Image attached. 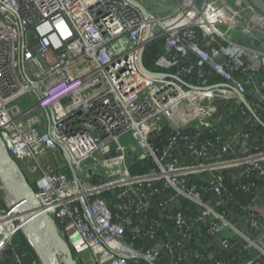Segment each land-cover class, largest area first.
<instances>
[{"label": "built area", "instance_id": "1", "mask_svg": "<svg viewBox=\"0 0 264 264\" xmlns=\"http://www.w3.org/2000/svg\"><path fill=\"white\" fill-rule=\"evenodd\" d=\"M134 1L0 0V140L76 264H264V0Z\"/></svg>", "mask_w": 264, "mask_h": 264}, {"label": "water", "instance_id": "2", "mask_svg": "<svg viewBox=\"0 0 264 264\" xmlns=\"http://www.w3.org/2000/svg\"><path fill=\"white\" fill-rule=\"evenodd\" d=\"M129 1L139 8L144 16L147 15L145 8L139 2ZM61 153L72 179L77 181L78 176L70 155L64 148H61ZM0 189L7 208L19 205L20 211L27 220L22 230L26 232L30 246L41 264H57V254L61 255L63 264H76L71 250L59 235L52 217L43 210L19 163L12 158L1 140Z\"/></svg>", "mask_w": 264, "mask_h": 264}, {"label": "rangeland", "instance_id": "3", "mask_svg": "<svg viewBox=\"0 0 264 264\" xmlns=\"http://www.w3.org/2000/svg\"><path fill=\"white\" fill-rule=\"evenodd\" d=\"M160 42H161L160 40L152 42V43L147 45V48L158 49L159 45L157 43H160ZM21 102H22L21 103L22 107H26V106H28L31 103L30 101H27V100H23ZM119 142L121 143V145L126 146V147H128L129 144L134 143V141H133V139H132L130 134H126L125 136L120 138ZM54 158H56L60 162H64L65 163V160H64L59 148H54L52 150H47L45 153L43 152L42 155L39 157V162L41 163V165L44 166L45 164H47L46 162H53ZM64 163H63V165H64ZM34 166L35 165H34L33 162H25V164L22 165V167H23L22 169L24 170V174H25V176L27 178V181L29 182L30 186L33 189H35V183L40 177L39 170L33 169ZM29 167H31L30 170L32 171V173L29 172V170H28ZM108 178L111 179L112 177L109 176ZM102 195H105V194H102ZM0 201L3 202V193H2V191H0ZM18 232L21 233V234H19V237L23 236V238H24V244L22 246V250H24V252L21 251V249H20L21 248V244H20V247H19V244L17 246V247H19V251L22 253L24 259L30 260L32 262L36 261L37 263H35V264H41L39 259H38V257L34 253L32 247L30 246V243L28 241V237H27L26 232H24L23 230H20ZM15 240H16L15 242H17V240H18L17 236H16ZM27 252L28 253L30 252V253L27 254ZM56 262H57V264H63L62 261H61V255H59V254L56 255ZM87 264H89V263H87Z\"/></svg>", "mask_w": 264, "mask_h": 264}, {"label": "trees", "instance_id": "4", "mask_svg": "<svg viewBox=\"0 0 264 264\" xmlns=\"http://www.w3.org/2000/svg\"><path fill=\"white\" fill-rule=\"evenodd\" d=\"M157 44L159 45V48L158 49H150V48H147V47L145 48V52L143 54V62H144L145 65L148 66L149 65V62L151 60V56L154 58L156 56L157 52L160 51L161 42L160 43H157ZM51 163L53 165H55V166H60V165L63 166V163L64 162H60L56 158H54L53 162H51ZM21 168H23V167L21 166ZM146 169H147L146 164L143 163V162H140V161H136L134 164H132L130 166V172L132 174H141L142 172L146 171ZM29 172L32 173L31 170H29ZM248 197L249 196L246 195L245 201H249L250 200V197L249 198ZM3 206H4L3 202L0 201V207H3ZM19 234H21V233L18 232L17 235H16L17 238H18L16 244H17V246L19 244V247H20V244H21V248L20 249H21V251L24 252V250H22V246L24 244V238H23V236L22 237H19ZM14 241H16V240H14ZM19 247H18V250H19ZM29 253L27 252V254H29ZM28 261L29 260H26L27 263H28Z\"/></svg>", "mask_w": 264, "mask_h": 264}, {"label": "clouds", "instance_id": "5", "mask_svg": "<svg viewBox=\"0 0 264 264\" xmlns=\"http://www.w3.org/2000/svg\"><path fill=\"white\" fill-rule=\"evenodd\" d=\"M146 47H147V45H146ZM145 47V48H146ZM162 47H163V43H162V41H161V47H160V51H158L157 53H159V52H161L162 51ZM144 52H145V50H144ZM157 55V54H156ZM151 58H153L152 56H151ZM60 149V152H61V148H59ZM46 152V151H45ZM44 152V153H45ZM62 154V153H61ZM13 158V157H12ZM16 160V159H15ZM18 163H19V166L21 167L23 164H25V161L24 162H22V161H18V160H16ZM46 163H51V162H46ZM46 165V164H45ZM64 165H67V164H65L64 163ZM22 169V168H21ZM28 170H30V167H29V169ZM24 172V171H23ZM0 191H1V189H0ZM34 191H35V189H34ZM36 193V192H35ZM3 203H4V201H3ZM4 207H7V205L4 203V206L3 207H0V208H4ZM16 238V237H15ZM74 256V255H73Z\"/></svg>", "mask_w": 264, "mask_h": 264}, {"label": "crops", "instance_id": "6", "mask_svg": "<svg viewBox=\"0 0 264 264\" xmlns=\"http://www.w3.org/2000/svg\"><path fill=\"white\" fill-rule=\"evenodd\" d=\"M80 264H86V263H82V262H80Z\"/></svg>", "mask_w": 264, "mask_h": 264}, {"label": "bare ground", "instance_id": "7", "mask_svg": "<svg viewBox=\"0 0 264 264\" xmlns=\"http://www.w3.org/2000/svg\"><path fill=\"white\" fill-rule=\"evenodd\" d=\"M38 199V198H37ZM22 204H20V206H21Z\"/></svg>", "mask_w": 264, "mask_h": 264}]
</instances>
